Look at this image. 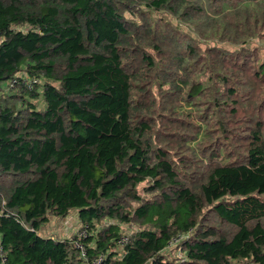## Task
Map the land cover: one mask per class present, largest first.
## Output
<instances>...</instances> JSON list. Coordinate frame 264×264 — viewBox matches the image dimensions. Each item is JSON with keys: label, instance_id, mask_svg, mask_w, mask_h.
<instances>
[{"label": "trees", "instance_id": "trees-1", "mask_svg": "<svg viewBox=\"0 0 264 264\" xmlns=\"http://www.w3.org/2000/svg\"><path fill=\"white\" fill-rule=\"evenodd\" d=\"M73 210L101 264H264V0H0V264H85Z\"/></svg>", "mask_w": 264, "mask_h": 264}, {"label": "rangeland", "instance_id": "rangeland-1", "mask_svg": "<svg viewBox=\"0 0 264 264\" xmlns=\"http://www.w3.org/2000/svg\"><path fill=\"white\" fill-rule=\"evenodd\" d=\"M188 109L186 110V118H188L187 121L190 122V120L194 123V121H201L202 118H200V113L194 111V109H189L190 107H187ZM205 113V112H204ZM194 118H191V117ZM198 116V119H196V117ZM191 118V119H190ZM190 119V120H189ZM191 125V124H190ZM192 129H198V125H191ZM82 227L80 226V223H78V218H77V213L75 210H73L72 212H70V214L65 217L64 219H60L59 217H54L51 216L50 217V222L48 224H46L45 226H43L44 230H47L45 233L48 234L49 229L52 230V232H54V235L56 237L61 238L62 236L64 237H69V238H73L76 234V232L78 231V229ZM124 228L126 226H123ZM133 229V228H132ZM64 232V233H63ZM125 234H129V231H123ZM63 234V235H62ZM129 236V235H127ZM126 238V241L128 240V237L123 236ZM125 242V241H124ZM165 254H169L170 252L173 253V251L171 249L169 250H164L163 251ZM181 253L178 252V255H180Z\"/></svg>", "mask_w": 264, "mask_h": 264}, {"label": "built area", "instance_id": "built-area-1", "mask_svg": "<svg viewBox=\"0 0 264 264\" xmlns=\"http://www.w3.org/2000/svg\"><path fill=\"white\" fill-rule=\"evenodd\" d=\"M36 80H31L28 81V83L26 84L27 87L29 89L32 88V84L33 82ZM15 79L12 81V85L15 83ZM11 85V87H13ZM87 236V229L86 226H82L78 229V231L76 232L75 236L73 237V242L75 244V246L79 249L81 256L83 257L85 264H101L102 260H103V255H99L98 257L90 260L88 257V253H87V248L85 247V245L82 243V239H84ZM182 238V236H177L174 237L170 242L169 245H173L175 244L178 240H180ZM122 242L126 241L125 237H122L121 239ZM6 260V255H5V250L2 246V244L0 243V262L3 263Z\"/></svg>", "mask_w": 264, "mask_h": 264}, {"label": "crops", "instance_id": "crops-1", "mask_svg": "<svg viewBox=\"0 0 264 264\" xmlns=\"http://www.w3.org/2000/svg\"><path fill=\"white\" fill-rule=\"evenodd\" d=\"M48 224V223H47ZM42 230V233L43 234H46L45 232L47 231V230H44L43 228L41 229ZM64 233V232H63ZM54 235V232H52V230L51 229H49V231H48V234H46V235ZM63 235V234H62ZM61 238H64V236H62Z\"/></svg>", "mask_w": 264, "mask_h": 264}]
</instances>
